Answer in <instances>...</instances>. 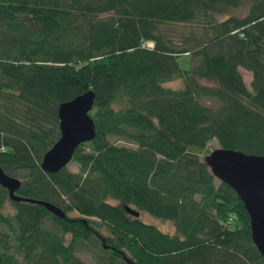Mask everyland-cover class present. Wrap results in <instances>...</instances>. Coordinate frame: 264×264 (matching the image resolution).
Wrapping results in <instances>:
<instances>
[{"label":"trees","instance_id":"16d2710c","mask_svg":"<svg viewBox=\"0 0 264 264\" xmlns=\"http://www.w3.org/2000/svg\"><path fill=\"white\" fill-rule=\"evenodd\" d=\"M88 89L95 134L77 169L44 171L57 105ZM210 139L264 155V0H0V168L65 212L0 186V264H85L77 250L96 264H264L241 200L199 155Z\"/></svg>","mask_w":264,"mask_h":264},{"label":"water","instance_id":"95a60500","mask_svg":"<svg viewBox=\"0 0 264 264\" xmlns=\"http://www.w3.org/2000/svg\"><path fill=\"white\" fill-rule=\"evenodd\" d=\"M93 91L88 89L57 105L59 135L44 151L40 167L54 172L70 160L74 148L93 138L95 128L88 111L92 106ZM211 174L226 183L241 200L248 215L250 239L264 258V155L246 153L238 149L216 146L202 157ZM20 181L0 168V186L7 190V197L14 201L42 204L52 214L62 217L65 212L51 202L18 195L15 191ZM124 210L134 217L139 211L124 204ZM126 262L129 259L124 256ZM132 264H150L134 263Z\"/></svg>","mask_w":264,"mask_h":264},{"label":"rangeland","instance_id":"374dc122","mask_svg":"<svg viewBox=\"0 0 264 264\" xmlns=\"http://www.w3.org/2000/svg\"><path fill=\"white\" fill-rule=\"evenodd\" d=\"M146 45H149L150 43H145ZM177 61L178 64L181 68H188L190 66V64H193L196 61L195 56H190L188 53L185 54H181L177 57ZM238 71L242 77V81L244 82V84L246 85L247 89H250V85H249V80H250V72L242 67H238ZM208 83V82H207ZM209 84V83H208ZM164 86L167 87H179L181 85V78H173L170 80H166L163 82ZM201 101L204 104L210 105V106H214L216 104L215 99H210V98H202ZM110 140L114 141L117 144H122V145H126V146H135L134 143L129 142L123 138H116V137H110ZM217 146V142L215 139H210L205 147L206 151H209L211 148L216 147ZM204 152H200L199 155L203 156ZM66 168H68L69 170H76L77 169V163L74 161H68L66 163ZM9 210H11V208H9ZM68 215H76L75 211H68L67 212ZM139 219L142 220L143 222H147V223H151L154 224L156 227H158L160 230L165 231V232H172V224L170 221L166 220V219H161L155 216L150 215L147 212H140V214L138 215ZM0 229H2V226H0ZM99 231L103 234H106L107 232L104 229H99ZM66 237H68V235H66ZM76 255L85 263V264H96L94 258L92 257V255L84 250H77Z\"/></svg>","mask_w":264,"mask_h":264},{"label":"bare ground","instance_id":"6f19581e","mask_svg":"<svg viewBox=\"0 0 264 264\" xmlns=\"http://www.w3.org/2000/svg\"><path fill=\"white\" fill-rule=\"evenodd\" d=\"M150 45H151V43L148 46H150Z\"/></svg>","mask_w":264,"mask_h":264}]
</instances>
